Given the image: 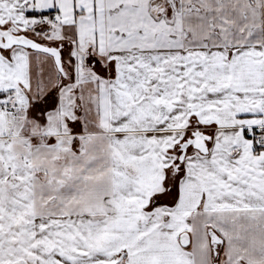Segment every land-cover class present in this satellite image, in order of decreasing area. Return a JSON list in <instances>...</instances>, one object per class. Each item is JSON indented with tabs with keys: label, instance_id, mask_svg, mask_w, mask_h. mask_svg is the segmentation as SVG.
Masks as SVG:
<instances>
[{
	"label": "snow or ice",
	"instance_id": "1",
	"mask_svg": "<svg viewBox=\"0 0 264 264\" xmlns=\"http://www.w3.org/2000/svg\"><path fill=\"white\" fill-rule=\"evenodd\" d=\"M0 264H264V0H0Z\"/></svg>",
	"mask_w": 264,
	"mask_h": 264
}]
</instances>
